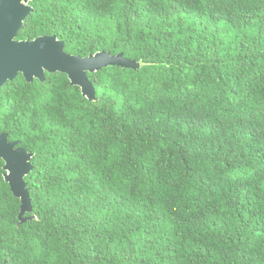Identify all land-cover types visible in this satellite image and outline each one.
Instances as JSON below:
<instances>
[{"label": "trees", "instance_id": "obj_1", "mask_svg": "<svg viewBox=\"0 0 264 264\" xmlns=\"http://www.w3.org/2000/svg\"><path fill=\"white\" fill-rule=\"evenodd\" d=\"M15 40L137 64L21 74L0 134L30 154V211L0 159V264H264V0H30Z\"/></svg>", "mask_w": 264, "mask_h": 264}, {"label": "water", "instance_id": "obj_2", "mask_svg": "<svg viewBox=\"0 0 264 264\" xmlns=\"http://www.w3.org/2000/svg\"><path fill=\"white\" fill-rule=\"evenodd\" d=\"M30 0H0V38L5 42L9 39L12 43L18 46H31L34 43L53 40L57 44H60L63 48V43L56 40L54 36L52 37H42L37 38L33 41L18 42L15 40L18 31L22 27V22L30 14L32 9L26 6V3ZM69 61L75 62V66L81 71L78 75L73 77L72 73L67 70H62L60 67H54L53 69H45L41 75H26L23 72H16L12 74L6 71L2 78H0V88L7 82L12 81L18 74H21L27 82H32L34 79L39 81L44 80V73H62L65 74L70 80L71 85L78 86L81 88L83 96H86L89 100H93L95 96L94 88L92 84L88 81L86 73L94 72L102 68L115 66L120 68H131L135 69L137 64L133 61H129L123 58L122 54L116 56H111L109 53H98L94 56H89L87 58H80L75 56H70L65 54ZM5 65L7 66L9 60V53L7 48L4 51ZM0 143L11 148L12 153H22L24 158V167L17 168L13 163L10 165L9 161L0 157L4 162L3 169L7 172L5 176V181L9 184L10 190L14 197L20 200V214L18 218L21 220L24 213L30 211V201L29 194L25 189V183L23 177L27 175L31 166L29 164L30 154L26 153L25 150L17 148V142H8L6 134H0Z\"/></svg>", "mask_w": 264, "mask_h": 264}, {"label": "snow or ice", "instance_id": "obj_3", "mask_svg": "<svg viewBox=\"0 0 264 264\" xmlns=\"http://www.w3.org/2000/svg\"><path fill=\"white\" fill-rule=\"evenodd\" d=\"M7 48L9 60L5 65L4 51ZM60 67L62 70L70 71L75 77L80 73V69L75 66V62L69 61L60 44L53 40L34 43L31 46H18L9 39L5 42L0 38V78L6 71L15 74L23 72L26 75H41L45 69ZM0 157L13 163L17 168L24 167L22 153H12L11 148L0 143Z\"/></svg>", "mask_w": 264, "mask_h": 264}]
</instances>
